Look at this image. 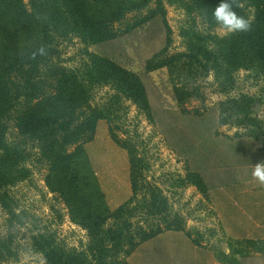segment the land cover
<instances>
[{"label":"trees","instance_id":"1","mask_svg":"<svg viewBox=\"0 0 264 264\" xmlns=\"http://www.w3.org/2000/svg\"><path fill=\"white\" fill-rule=\"evenodd\" d=\"M186 2L206 24L216 25L212 11L219 0H29L30 11L23 0H0V208L10 221L18 219L21 215L8 191L29 180L32 169L43 170L49 193L67 207L88 237L79 250L57 242L48 231L32 232L27 246L43 264H128L125 258L143 241L167 230L185 231L167 225L135 232L131 223L135 213L139 221L158 216L151 189L147 192L152 202L144 194L142 206L131 207L130 200L107 213L89 168L85 176L77 170L84 157L81 148L92 141L97 122L106 120L111 125L113 105L123 99L136 102L168 147L190 163L189 183L200 190L242 182L248 168L263 161V123L251 108L253 98L242 94L222 103L218 119L214 110L191 115L180 107L179 111L166 108L151 81L152 71L170 63L164 5L181 7ZM231 2L234 11L250 21L249 31L223 37L181 31L185 50L175 56L184 69L205 76L214 72L217 87L225 94L233 90L243 64L256 79L264 78V0ZM74 40L83 47V58L70 67L63 62L60 47ZM156 42L161 46L154 51ZM132 56L140 61L138 73L126 68ZM103 87L113 94L109 102L100 104L94 91ZM188 94L176 93L178 105ZM226 117H235L244 133H218L216 127ZM110 133L127 150L131 166L137 164L136 174L130 175L134 197L140 188L150 187L143 184L139 172L148 165L144 159L136 161L134 144H122L111 127ZM107 220L113 224L103 229ZM18 256L13 235H0V264L14 262Z\"/></svg>","mask_w":264,"mask_h":264},{"label":"rangeland","instance_id":"2","mask_svg":"<svg viewBox=\"0 0 264 264\" xmlns=\"http://www.w3.org/2000/svg\"><path fill=\"white\" fill-rule=\"evenodd\" d=\"M23 2L25 9L30 11L29 0H23ZM164 6L166 9L165 22L169 28L171 39L168 49L170 63L152 71L149 75L158 94H161L165 107L177 110L180 107L191 115L204 114L214 110L215 118L218 119L222 103L230 99H237L244 94L254 99L251 108L257 109L256 113L258 120L263 123L264 134V78L256 79L250 72L243 69L245 66L243 64V67L236 72L233 90L225 94L218 89L214 72L210 71L208 76H205L195 70L184 69L181 65L182 61L176 60L175 57L185 50L183 44L185 40L182 38L181 31L218 37L228 34H225L217 24L213 27L206 24L199 11L188 2L181 7ZM250 15L251 13L249 17ZM142 29L139 31H143ZM148 29L150 32L152 27ZM165 33H162L163 39ZM160 46L161 42H156L151 49L157 51ZM60 48L61 58L67 66L76 67L79 65L83 58L81 55L83 47L76 40L72 44L64 43ZM93 50V47L89 48V51L94 52ZM126 50L131 56V49L126 48ZM140 65L139 59L132 56V60L126 68L133 73H138L141 71ZM176 90L179 93H189L188 96H182L183 101L179 105L176 102ZM112 94L109 88L103 87L94 91V100L100 104L107 103L111 100L109 96ZM260 98L262 100H259ZM257 106L262 108V113H258ZM113 107H115V118L110 121L111 125L106 120L97 122L94 137L91 142L82 146L84 157L77 163V170L83 176L88 175L87 167L91 171L95 178L93 183L96 190L102 195L107 213H113L130 200H133L131 207L142 206L145 194L149 200L151 199L150 202L153 198L157 200L155 214L158 216L157 218L145 216L148 218L147 221H139V216L135 213V217L131 219L135 232L164 229L167 225L170 227L181 226L193 241L205 246H224L227 239L221 233L220 225L212 213L209 198L212 190L203 191L189 183L188 167L190 163H186L184 158L168 147L157 125L150 121L136 102L123 99L118 106L113 105ZM226 120L223 125H217L218 133L224 136H234L235 133L244 131L235 117H226ZM110 127L122 144L126 142L135 145L133 151H135L136 161L144 159L148 165L143 169L139 168V172L143 175V184H148L150 187L140 188L134 197L130 175L132 172H136L137 164L131 166L127 150L112 138ZM199 154L200 152H198ZM44 174L43 170L32 169V176L29 180L8 191L10 197L15 201L16 213L21 215L18 219L14 218L10 221L0 208V235H13L19 246L17 260L8 264H43V259L39 255L33 254L27 246L32 232L48 231L54 234L57 242L63 243L71 249L81 250L88 241L87 231L73 220L67 207L60 203L54 194L49 193L44 184ZM147 189H151L153 198L149 197ZM102 215L104 217L105 214ZM112 224V221L107 220L103 229L109 228ZM169 231L177 232V230H167L158 235ZM149 240L151 239L147 241ZM147 241L138 244L125 258L128 264L134 250ZM154 250L151 252L153 253ZM158 251L154 252V256L155 253H159ZM121 259L124 258L121 256Z\"/></svg>","mask_w":264,"mask_h":264},{"label":"crops","instance_id":"3","mask_svg":"<svg viewBox=\"0 0 264 264\" xmlns=\"http://www.w3.org/2000/svg\"><path fill=\"white\" fill-rule=\"evenodd\" d=\"M258 111L262 113V108ZM252 171L253 166L242 182L209 195L212 213L227 239L224 246H205L187 231H169L138 246L129 264H264V184L253 178ZM153 249L159 250L155 256Z\"/></svg>","mask_w":264,"mask_h":264},{"label":"clouds","instance_id":"4","mask_svg":"<svg viewBox=\"0 0 264 264\" xmlns=\"http://www.w3.org/2000/svg\"><path fill=\"white\" fill-rule=\"evenodd\" d=\"M212 17L225 34L247 32L251 27L248 19L239 16L234 11L231 0H219L214 6ZM252 176L258 183L264 184V161L253 166Z\"/></svg>","mask_w":264,"mask_h":264},{"label":"water","instance_id":"5","mask_svg":"<svg viewBox=\"0 0 264 264\" xmlns=\"http://www.w3.org/2000/svg\"><path fill=\"white\" fill-rule=\"evenodd\" d=\"M257 108V107H256ZM257 110V109H256Z\"/></svg>","mask_w":264,"mask_h":264}]
</instances>
